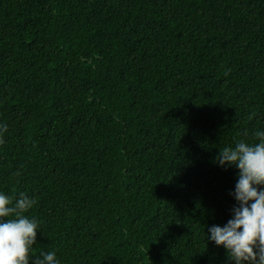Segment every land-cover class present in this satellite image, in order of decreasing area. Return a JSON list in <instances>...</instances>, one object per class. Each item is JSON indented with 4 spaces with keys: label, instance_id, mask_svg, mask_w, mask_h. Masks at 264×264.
I'll return each instance as SVG.
<instances>
[{
    "label": "trees",
    "instance_id": "16d2710c",
    "mask_svg": "<svg viewBox=\"0 0 264 264\" xmlns=\"http://www.w3.org/2000/svg\"><path fill=\"white\" fill-rule=\"evenodd\" d=\"M0 192L30 264H235L220 148L264 131V0H0Z\"/></svg>",
    "mask_w": 264,
    "mask_h": 264
},
{
    "label": "clouds",
    "instance_id": "9594fccd",
    "mask_svg": "<svg viewBox=\"0 0 264 264\" xmlns=\"http://www.w3.org/2000/svg\"><path fill=\"white\" fill-rule=\"evenodd\" d=\"M8 131L0 124V144ZM258 142L239 140L235 146L220 148L221 166H236L239 179L235 192L238 202L233 218L223 227L210 228L207 240L223 246L235 264H264V131L254 133ZM37 200L24 192L19 196L0 192V264H30L37 243L40 222L28 215ZM35 264H59L56 253L36 257Z\"/></svg>",
    "mask_w": 264,
    "mask_h": 264
}]
</instances>
